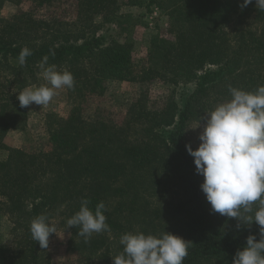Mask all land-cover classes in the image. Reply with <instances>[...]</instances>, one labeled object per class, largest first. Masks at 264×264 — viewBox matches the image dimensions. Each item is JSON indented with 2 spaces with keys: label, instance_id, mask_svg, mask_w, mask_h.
Wrapping results in <instances>:
<instances>
[{
  "label": "trees",
  "instance_id": "1",
  "mask_svg": "<svg viewBox=\"0 0 264 264\" xmlns=\"http://www.w3.org/2000/svg\"><path fill=\"white\" fill-rule=\"evenodd\" d=\"M7 1L0 0V8ZM31 1L49 7L60 0ZM68 1L75 6L73 20L39 18L32 10L0 19V144L27 124L28 107L21 108L17 96L40 86L43 57L75 81L74 88H62L67 115L44 118L50 150L1 145L9 154L0 159V218L10 217L19 237L12 247L0 238V264H56L30 233L41 214L69 234L67 251L89 264H113L125 233L165 231L192 242L183 264H233L249 235L259 239V226L237 230L235 218L212 212L200 187L204 177L185 146L198 148L189 142L191 126L231 99L230 86L251 92L264 85V11L255 0L244 9L243 0H131L167 17L166 29L151 37L146 62L138 65L132 27L122 41L106 29L132 20L121 13L119 0ZM24 47L33 54L20 65ZM115 81L192 89L183 106L173 94L154 109L141 96L120 123L86 119L91 99ZM82 199L93 211L104 202L110 226L87 243L66 224Z\"/></svg>",
  "mask_w": 264,
  "mask_h": 264
},
{
  "label": "clouds",
  "instance_id": "2",
  "mask_svg": "<svg viewBox=\"0 0 264 264\" xmlns=\"http://www.w3.org/2000/svg\"><path fill=\"white\" fill-rule=\"evenodd\" d=\"M252 3L243 0L240 8ZM255 5L264 11V0H255ZM32 54L24 47L19 64L24 65ZM38 67L46 83L25 87L17 96L21 108L45 106L57 89L75 86L73 74L49 65L47 56ZM229 92L230 100L217 104L190 129H200L203 121L198 148L193 150L190 143L185 147L194 158L196 173L204 177L200 187L212 212L235 218L237 230L254 223L259 226V239L249 235L233 257V264H264V85L251 92L230 86ZM88 205L89 201L82 199L79 211L66 222L68 229H79L77 235L85 243L94 233L110 230L105 203H98L95 211ZM30 233L42 249H47L57 225L41 214L31 221ZM120 244L123 250L112 258L113 264H183L192 242L166 231L158 235L128 232L121 236Z\"/></svg>",
  "mask_w": 264,
  "mask_h": 264
},
{
  "label": "rangeland",
  "instance_id": "3",
  "mask_svg": "<svg viewBox=\"0 0 264 264\" xmlns=\"http://www.w3.org/2000/svg\"><path fill=\"white\" fill-rule=\"evenodd\" d=\"M121 13L130 14L132 20L129 25L118 23L117 25H106V29H110V33L122 41L125 39V29L132 27L130 38L134 43V54L138 65L146 62V51L149 46L151 37L158 31H162L167 27V17L157 10L148 13L145 5L132 4L131 0H119ZM34 11L39 18L58 17L64 20L75 19V6L72 1L60 0L56 4L49 7H35L31 0H10L0 8V19H11L22 11ZM41 80L44 81L42 75ZM41 84H45L43 82ZM40 84V85H41ZM191 86L174 87L162 81H153L150 83L136 82H111L108 89L102 97H94L86 107L84 116L89 121L95 120H112L122 122L128 110V105L135 99L144 96L147 98L149 105L154 108H161L165 102L171 97L175 99L181 106L184 100L190 94ZM65 91L56 90V95L51 102L45 106L30 105L28 107L29 117L25 127L17 130H11L0 144V159H5L9 152L1 145L9 148L23 149L27 152H37L39 150H50L48 134L45 128L44 118L49 114L66 116L69 106L66 103ZM198 123L191 126L194 128ZM200 129L190 130L189 142L199 146ZM13 220L8 216L0 218V238L7 247H12L19 235L13 231ZM69 234L57 229V233L53 234L49 240L47 248L52 260L56 264H89L85 262L79 255H72L67 251V243Z\"/></svg>",
  "mask_w": 264,
  "mask_h": 264
}]
</instances>
